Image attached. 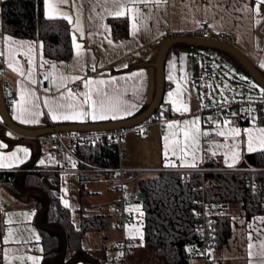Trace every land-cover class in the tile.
<instances>
[{
	"label": "crops",
	"instance_id": "1",
	"mask_svg": "<svg viewBox=\"0 0 264 264\" xmlns=\"http://www.w3.org/2000/svg\"><path fill=\"white\" fill-rule=\"evenodd\" d=\"M51 2L56 4L58 11L46 15L43 0L46 17L64 18L67 15L71 18V23L66 19L71 29V56L59 60L49 58L43 54L41 43L36 39L6 33L0 36V58L4 63L0 67V82L3 91L11 87L16 93L17 98L7 102L8 110L13 121L26 128L116 120L137 114L153 98L156 79L153 62L160 45L173 36H199L196 28L203 18L209 21L210 38L216 39L220 33L229 34L235 40L233 45L264 71V3L259 0ZM121 11L124 15H117ZM109 17H126L129 34L114 38ZM74 35L75 44L81 46L79 49L73 42ZM162 35L164 39L157 44L156 40ZM210 65H214L212 71ZM46 66L51 68V91L44 89ZM243 74L233 56L214 47L178 43L170 49L164 64L165 90L159 109L169 118L162 125H149L147 134L128 128L119 148V166L127 168L125 177L129 191L140 193L138 180L144 176L137 168H196L202 165L205 131L214 135L208 150L214 163L219 165L248 164L247 154L264 149L260 145V139L264 138L260 129H264V124H242L241 120L232 117L216 122L206 110L209 100L226 102L232 99L209 96L215 89L219 92L218 81L222 86L224 80L237 84ZM77 82L81 89L74 92L71 87ZM101 100L103 109L99 107ZM185 107L188 111H183ZM53 115L58 118L53 119ZM64 116L73 118L64 119ZM197 117L199 120L195 125L184 124ZM195 128L199 132H194ZM233 129H238L240 134L233 135ZM185 131L194 134V140L186 141ZM221 131L224 136L218 134ZM250 135L255 149L252 152L248 151ZM37 152L34 139L13 133L0 117V170L21 173L23 168L34 165L33 169L46 171L48 181L59 187V191L49 190L58 197L62 207L69 209L75 228H79L86 218L93 220L94 217L107 225L83 233L79 246L85 256L98 264H115V243L127 236L134 243L125 264H164L154 249L144 246V211L140 200L126 205L130 219L124 227L119 226L116 209L119 192L114 186L112 172L91 166L82 169L79 159L71 151L52 149L41 138L37 159L25 166L36 158ZM234 154L237 157L235 163ZM22 166L25 167L21 169ZM55 176L58 184L51 181ZM10 184L14 185L10 178L6 180L0 176V264H41L43 247L35 199L31 197L41 193ZM230 204L216 207L215 214L224 213L222 209ZM237 207L230 217V236L216 250L214 258L205 261L187 256L185 263L179 264H264V213L247 218L241 206ZM71 254L68 250L65 258ZM71 264H83V261L77 259Z\"/></svg>",
	"mask_w": 264,
	"mask_h": 264
},
{
	"label": "trees",
	"instance_id": "2",
	"mask_svg": "<svg viewBox=\"0 0 264 264\" xmlns=\"http://www.w3.org/2000/svg\"><path fill=\"white\" fill-rule=\"evenodd\" d=\"M0 8L3 33L38 40L46 57L59 60L71 56L70 24L64 18L46 17L43 0H0ZM108 22L114 38L129 34L126 17H109ZM236 62L238 63L237 60ZM238 65L248 78L244 80V88L248 87L247 83L250 80L255 87L253 89L263 92L243 67L239 63ZM260 71L264 75V71ZM146 107L147 105L140 111ZM241 122L264 124V111H258L256 120H241ZM119 150L117 143L108 141L106 137L92 143H75L71 146V152L79 159L82 169L87 166L108 168L119 166ZM254 157L256 166H264V149L255 152ZM33 168L34 165L23 168L17 176L16 183L18 186L41 193L31 196L35 199L37 226L43 247L41 264H67L71 257L74 260H82L83 264H98L85 256V251L79 246V240L85 231L101 229L107 225H103V220L99 217H94L93 220L86 218L79 228H75L69 209L62 207L58 197L52 195L42 182V178L47 177L49 173ZM17 171L0 170V176L6 180L10 178L14 184ZM263 179L264 172L208 174L204 177L191 174L186 180L178 172H161L154 176L140 177L139 190L145 194L139 199L144 211V246L154 249L164 264H179L187 258L188 251L196 243L193 208L202 192H205L214 209L220 208L223 204L239 203L243 214L249 218L264 213V185L252 186L253 180L259 182ZM203 180L205 187L201 189ZM51 181L58 184V177L55 176ZM10 186L14 185L10 184ZM46 200L49 201L48 207L43 210ZM230 217L231 212L227 211L214 215L216 249H219L230 236ZM1 232L0 224V234ZM64 238L66 251L57 256L64 246ZM181 244L183 245L179 248ZM68 250L72 251L71 257L65 258ZM180 250L183 258L180 256ZM53 258L55 259L51 263Z\"/></svg>",
	"mask_w": 264,
	"mask_h": 264
},
{
	"label": "built area",
	"instance_id": "3",
	"mask_svg": "<svg viewBox=\"0 0 264 264\" xmlns=\"http://www.w3.org/2000/svg\"><path fill=\"white\" fill-rule=\"evenodd\" d=\"M196 33L202 38L211 37V28L209 21L205 18L201 19L197 25ZM3 34L0 20V36ZM164 39V36H160L156 43L159 44ZM216 39L231 44L235 43L232 36L225 33L216 35ZM19 58L24 62L25 59L20 55ZM4 63L0 58V67ZM44 89L46 91L52 90L51 80V68L46 66L44 68ZM81 89V84L77 82L71 87V90L77 92ZM4 97L6 101H13L17 98L13 88L7 87L4 90ZM207 111L211 112L212 119L216 122L222 121L224 118L232 117L239 120H256V116L259 110L264 111V91L259 96H246L240 95L239 97L232 98L226 102H207ZM169 116H163L161 111L155 112L144 122L138 126L132 127L134 131L140 134H147L146 128L153 124L158 123L162 125ZM127 129H117L111 131L102 132H60L48 134L41 139L52 149H65L71 151V146L75 143H92L99 140L102 137H106L108 141H115L118 148H120L121 142L124 138ZM214 135L209 133L203 138L205 147L203 149V163L196 168H170V167H143L137 168V172L143 176H154L161 172H178L182 174L184 180L188 179L191 174H199L202 177L210 174H240V173H257L264 172V166L256 165H238V166H224L214 163L211 154L209 153L208 146L213 142ZM211 163V164H210ZM94 169H100L103 171H109L113 173L114 186L119 192V200L116 203V209L118 212V224L120 227H124L130 219V214L126 208V205L131 201L139 200V194L131 192L127 189V178L125 177V171L127 168L117 166L114 168L108 167H96ZM264 185V179L257 182L252 181V186ZM205 181L203 180L201 189H204ZM193 214L195 218L194 230L196 234V243L191 246L188 251V256L192 258L200 257L205 261H209L214 258L216 252V230H215V209L213 204L207 199L205 192L203 191L201 197L196 200V204L193 208ZM134 241L131 237L125 236L119 239L113 249V261L115 264H125L126 258L130 253L131 247ZM213 264H218L213 263Z\"/></svg>",
	"mask_w": 264,
	"mask_h": 264
},
{
	"label": "water",
	"instance_id": "4",
	"mask_svg": "<svg viewBox=\"0 0 264 264\" xmlns=\"http://www.w3.org/2000/svg\"><path fill=\"white\" fill-rule=\"evenodd\" d=\"M178 43H187V44L204 46V47H214L216 49L227 52L238 61V63L243 67V69L249 74L250 78H252L256 82V84L264 91V75L261 73L260 69L235 45L214 38H202L199 36H192L190 34L170 37L160 45L155 61L153 62L156 72L155 90H154L153 98L148 103L147 107L144 110L127 118L106 120L99 122L55 124V125H49L39 128H26L13 121L8 110L7 101L4 97L3 86L0 82V117L2 122L13 133L22 137H28L34 139L37 145L38 152L36 158L28 162L25 166L31 165L37 159L40 150V138L45 135L60 133V132H102V131H111L117 129H128L138 126L146 119H148L151 115H153L155 112H157L163 100V95L165 90V78H164L165 60L170 49L175 44ZM245 158L248 164L255 165L254 154H247ZM25 166H22L21 169ZM19 173L20 171L17 173V175H19ZM15 181H14V185L17 186V183ZM42 182L48 189L53 191H59V187L51 184L48 181L47 177H43ZM21 189H27V188L21 187ZM144 195H145L144 192L139 193L140 198H143ZM48 203L49 201L47 200L42 208L43 210L48 206ZM182 245L183 244H181L179 248H181ZM65 250H66V239L64 238V246L59 251L57 256L62 255L65 252ZM180 256L181 258H183L182 250H180ZM54 259L55 258L51 260V263L54 261ZM73 260L74 258H72L67 264H71ZM182 263H185V261L182 260Z\"/></svg>",
	"mask_w": 264,
	"mask_h": 264
},
{
	"label": "snow or ice",
	"instance_id": "5",
	"mask_svg": "<svg viewBox=\"0 0 264 264\" xmlns=\"http://www.w3.org/2000/svg\"><path fill=\"white\" fill-rule=\"evenodd\" d=\"M44 2H45V6H46V15H51V12L58 11V9H57V7H56V4L52 3L51 0H44ZM57 2H58V4H66V3H68V0H57ZM259 2H260V3H264V0H259ZM117 15H124V13L121 11V12H118ZM64 18H65V19H68L70 23L72 22V21H71V18L68 17L67 15H64ZM78 24H79V21L77 20V25H78ZM78 30H79V29H78ZM5 39H7V40H11V37H6ZM73 42H74V44H75V35L73 36ZM24 43H27V42H24ZM109 43H111V41H109ZM75 47H76L77 49H79L81 46H80L79 44H75ZM77 55H79V52H77ZM45 63H47V62H45ZM42 66H43V65H42ZM262 66H264V65H262ZM9 67H12V65L9 64ZM53 67H55V65H53ZM15 70L19 71V69H15ZM23 74H24V73L21 71V75H23ZM85 102H87V101H85ZM99 107H100L101 109H103V107H104V103H103L102 100L99 102ZM177 110L179 111L180 109H177ZM183 111H188V109L185 107V108L183 109ZM52 118H53V119H57L58 117H57L56 115H53ZM63 118H64V119H71V118H73V117H70V116H64ZM100 118H104V117L101 116ZM198 120H199V118L197 117L196 120L191 121V122H189V121H184V124H185V125H189V124L195 125V124L198 122ZM172 123H175V122H172ZM172 123H169L168 126H169V127H172ZM245 131H249V130L246 129ZM194 132H199V129H198V128H195V129H194ZM260 132H261L262 134H264V129H260ZM208 134H209V133H208L207 131L204 132V135H208ZM218 134L221 135V136H224V135H225V133H224L223 131L219 132ZM232 134H233V135H239L240 132H239L238 129H233V130H232ZM194 138H195V137H194V134H190L188 131H185V140H186V141H187L188 139H193V140H194ZM165 139H167V137H165ZM252 143H253V140H252L251 135H250V136H249V142H248V151H249V152L255 151V149L252 147ZM260 145H261V147H264V138L260 139ZM187 146H188V145H187V143H186V144H185V147H187ZM173 154L175 155V152H174ZM165 155H167V152H165ZM236 159H237V157H236V155L234 154V155H233V163H235ZM225 162L227 163V160H226ZM190 166H195V165H190ZM228 166L231 167L232 164H229ZM249 247H251V245H249ZM29 259H34V258L29 257Z\"/></svg>",
	"mask_w": 264,
	"mask_h": 264
},
{
	"label": "rangeland",
	"instance_id": "6",
	"mask_svg": "<svg viewBox=\"0 0 264 264\" xmlns=\"http://www.w3.org/2000/svg\"><path fill=\"white\" fill-rule=\"evenodd\" d=\"M214 65H210V68L209 70L212 71L214 68ZM241 78L242 80H239L237 82V84L235 83H232L228 80H224V85H220L218 81V84L216 85L217 90H219L218 93H216V89L215 91H213L211 94H209V96L212 98V99H229V98H235V97H239L240 95H246V96H258L260 92H258L257 89H253L255 88L253 85H252V81L249 80V82L247 83L248 84V87L247 88H244V80L245 79H248L246 77L245 74L241 75ZM239 206V203H236V204H230L226 209H222V211H232L231 213L232 214H235L236 213V210L238 209ZM217 210V209H216Z\"/></svg>",
	"mask_w": 264,
	"mask_h": 264
}]
</instances>
